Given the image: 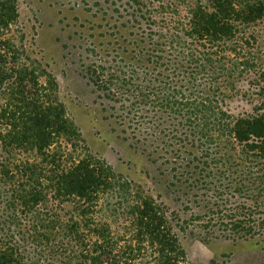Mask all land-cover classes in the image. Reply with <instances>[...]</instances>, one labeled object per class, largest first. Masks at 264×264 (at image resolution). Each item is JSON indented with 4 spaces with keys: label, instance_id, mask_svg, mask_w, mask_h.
Returning a JSON list of instances; mask_svg holds the SVG:
<instances>
[{
    "label": "trees",
    "instance_id": "obj_1",
    "mask_svg": "<svg viewBox=\"0 0 264 264\" xmlns=\"http://www.w3.org/2000/svg\"><path fill=\"white\" fill-rule=\"evenodd\" d=\"M92 5L111 41L82 76L180 207L89 153L0 0V264H187V235L264 249V0Z\"/></svg>",
    "mask_w": 264,
    "mask_h": 264
},
{
    "label": "rangeland",
    "instance_id": "obj_2",
    "mask_svg": "<svg viewBox=\"0 0 264 264\" xmlns=\"http://www.w3.org/2000/svg\"><path fill=\"white\" fill-rule=\"evenodd\" d=\"M94 0H19V23L28 43L34 44L39 58L48 65L47 71L54 78L56 95L66 105L67 111L80 129L90 154L104 161L116 172L129 176L137 183L152 190V194L179 208L173 195L154 173L147 177L148 162L145 156L129 146L121 128L113 120L105 119L108 113L92 86L82 76V59L90 56L85 48L96 45L107 47L111 32L102 15L94 17ZM88 5V6H87ZM92 9L93 12L86 9ZM92 44V45H91ZM234 114L252 112V104L244 98L232 97L226 101ZM155 177L156 179H152ZM187 264H264V249L253 241L234 242L214 239L202 241L189 235L182 237Z\"/></svg>",
    "mask_w": 264,
    "mask_h": 264
}]
</instances>
